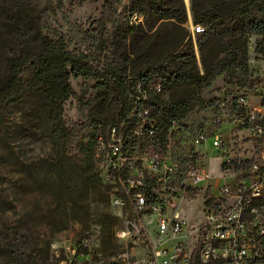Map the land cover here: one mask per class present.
Wrapping results in <instances>:
<instances>
[{
    "label": "rangeland",
    "instance_id": "374dc122",
    "mask_svg": "<svg viewBox=\"0 0 264 264\" xmlns=\"http://www.w3.org/2000/svg\"><path fill=\"white\" fill-rule=\"evenodd\" d=\"M47 1L0 0V77L8 60L18 53L21 36L28 37L35 54L40 52L43 36H64L71 51L92 55L95 66L102 68L115 57L127 58L133 63L132 72L164 62L192 39L200 62L197 35L193 33L192 0H183L188 12L187 23L177 28L167 24L159 30H152L143 17L139 16L140 21L132 20L128 1L124 0L117 7L118 24L138 27L145 34L132 33L124 38L116 27L109 26L107 50L102 53L95 51L86 33L91 34L95 29L94 22L100 18L106 0L98 3L66 0L64 9L56 15L41 11ZM11 9V15H21L15 25L7 23L6 14ZM259 39H250L252 63L246 76L254 83V91L248 88L253 107L264 98V53L256 52ZM71 84L75 96L65 106V121L83 127L81 136L86 146L93 132L101 125L109 124L112 108L103 101L96 82L80 78L71 80ZM240 90L235 84L226 85L224 77L218 78L203 92L205 104L184 123L193 130L216 133L234 156L250 158L264 148V137H256L242 124L244 118L237 115L234 106L226 109L217 106L218 99L234 100ZM162 98L167 99V96L164 94ZM41 108L40 101L30 98L24 105L11 109L0 127V264H58L51 247L53 241L74 244L85 236L91 241V251L89 261L81 264H158L153 259V252L157 246L165 247V237L158 233L156 217L141 215L130 202H126L123 208L115 206L111 189L83 180L85 172L94 173L95 169L86 167V171L80 170L78 202L72 213L66 212L55 194L41 185V165L52 163L57 156L56 148L39 119ZM219 119L221 124L217 123ZM209 155L215 159L211 160L210 171L216 176L222 159L220 155ZM180 202L171 203L174 209L168 216H177L193 227L194 217L206 202L205 190L188 195L183 203ZM162 216L165 217V212ZM107 218L113 222L104 232L102 224ZM122 230L127 231L125 238L118 236Z\"/></svg>",
    "mask_w": 264,
    "mask_h": 264
},
{
    "label": "trees",
    "instance_id": "16d2710c",
    "mask_svg": "<svg viewBox=\"0 0 264 264\" xmlns=\"http://www.w3.org/2000/svg\"><path fill=\"white\" fill-rule=\"evenodd\" d=\"M65 1L48 0L41 11L56 15L64 9ZM82 1L98 3L100 0ZM123 1L106 0L100 18L94 22L95 29L91 34L86 33L96 52L107 50L109 26L116 27L124 38L132 33L145 34L138 27L118 24L117 7ZM127 6L131 15L145 18L152 30L167 24L177 28L188 22L183 0H128ZM11 13L12 9L6 14L7 23L15 25L21 15ZM191 15L193 24L205 29L196 37L200 62L194 41L190 39L164 62L149 65L139 72L131 71L133 63L127 58L115 57L102 68L95 66L92 55L71 51L64 36H43L40 52L35 54L28 37L21 36L18 53L8 60L0 77V127L11 109L24 105L28 99L42 103L38 116L57 156L52 163L41 165L39 181L55 194L66 212L72 213L78 202L80 170L95 169L94 173L85 172L83 180L109 188L102 183L92 156V142L98 129L84 146L83 127L65 121V106L75 96L71 80L81 78L97 83L103 101L111 105L109 124L113 126L126 118L127 96L135 91L139 81L161 83L162 93L152 97L150 104L157 117L158 139L162 145L171 121L186 120L204 105L203 92L218 78L224 77L226 85L235 84L239 89L254 91L253 81L246 77L250 67L249 46L250 39L258 37L256 52L264 53V0H192ZM164 94L167 99L162 98ZM111 222V218L104 220V232Z\"/></svg>",
    "mask_w": 264,
    "mask_h": 264
},
{
    "label": "built area",
    "instance_id": "2783aa9c",
    "mask_svg": "<svg viewBox=\"0 0 264 264\" xmlns=\"http://www.w3.org/2000/svg\"><path fill=\"white\" fill-rule=\"evenodd\" d=\"M132 16L140 21L137 14ZM204 32V27L193 26L194 35ZM240 91L234 100L218 99L217 106H234L242 124L263 138L264 98L253 107L248 89ZM161 93V83L139 81L127 96L126 118L116 126L101 125L93 139V160L102 183L112 190V203L123 208L130 202L141 215L156 217L165 247H155V263L190 264L194 259L193 264H264V148L254 157H236L221 136L193 130L185 120L171 121L162 145L150 104ZM210 153L222 159L216 176L210 171L215 160ZM200 190H205L206 202L193 227L168 216L172 202L181 199V204ZM118 236L125 238L127 231ZM51 247L58 264L89 261L87 236L74 244L55 240Z\"/></svg>",
    "mask_w": 264,
    "mask_h": 264
}]
</instances>
